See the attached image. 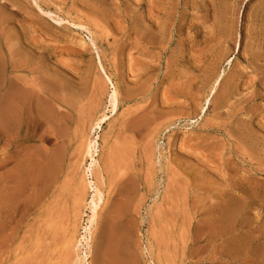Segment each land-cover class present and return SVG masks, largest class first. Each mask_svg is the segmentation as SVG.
Listing matches in <instances>:
<instances>
[{"label": "rangeland", "instance_id": "rangeland-1", "mask_svg": "<svg viewBox=\"0 0 264 264\" xmlns=\"http://www.w3.org/2000/svg\"><path fill=\"white\" fill-rule=\"evenodd\" d=\"M0 39V264H264V0H0Z\"/></svg>", "mask_w": 264, "mask_h": 264}, {"label": "bare ground", "instance_id": "bare-ground-1", "mask_svg": "<svg viewBox=\"0 0 264 264\" xmlns=\"http://www.w3.org/2000/svg\"><path fill=\"white\" fill-rule=\"evenodd\" d=\"M12 118L10 116H8V114L5 111H2L0 113V142L2 143L4 140V128L6 125V121L9 122L11 121ZM96 142H94V148H96ZM121 157V156H120ZM9 160H11V157L9 156V154L5 153L3 151V149H0V170L5 169V167L7 166ZM58 161V158L55 160L50 159L48 164L45 166V168H39L37 170V173L33 176V177H29L28 173L30 172V168L27 167V165H22L19 167L18 169V177L21 178L23 183H28L29 186L35 187L39 182H40V178L41 176H43V173H51L54 169H55V165L56 162ZM96 162L94 161L91 164V168L90 170L92 171V169L96 166ZM18 177H16V179H18ZM14 178H10L8 179V184L14 182L13 180ZM30 182V184H29ZM91 184L89 183L88 187L91 188ZM94 191L96 193H98V190L94 187ZM112 254V253H111ZM105 258V257H104ZM109 261V260H108Z\"/></svg>", "mask_w": 264, "mask_h": 264}, {"label": "crops", "instance_id": "crops-1", "mask_svg": "<svg viewBox=\"0 0 264 264\" xmlns=\"http://www.w3.org/2000/svg\"><path fill=\"white\" fill-rule=\"evenodd\" d=\"M0 48H1V39H0ZM2 59H3V55H2V53H1V51H0V63L2 64Z\"/></svg>", "mask_w": 264, "mask_h": 264}]
</instances>
